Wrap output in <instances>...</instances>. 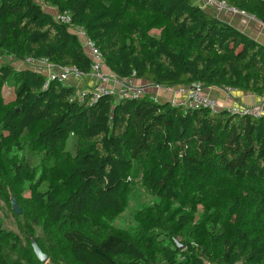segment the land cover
<instances>
[{
    "label": "trees",
    "instance_id": "obj_1",
    "mask_svg": "<svg viewBox=\"0 0 264 264\" xmlns=\"http://www.w3.org/2000/svg\"><path fill=\"white\" fill-rule=\"evenodd\" d=\"M225 1L264 22V0ZM47 4L69 12L71 24L40 0H0V57L47 59L88 74L91 55L72 28L80 26L119 77L264 94V43L192 0ZM45 80L33 68L0 64V87L15 85L13 103L0 111V198L19 229L7 231L0 220V264H264V118L214 114L151 94L95 100L89 89L81 99L76 86L53 80L45 88ZM71 138L73 152L65 149ZM27 147L53 160L65 181L25 194L38 173ZM136 173L155 200L137 204L136 227L118 229L114 216L135 195ZM212 200L233 229L208 222L185 239L196 205ZM174 205L191 209L176 215Z\"/></svg>",
    "mask_w": 264,
    "mask_h": 264
},
{
    "label": "built area",
    "instance_id": "obj_2",
    "mask_svg": "<svg viewBox=\"0 0 264 264\" xmlns=\"http://www.w3.org/2000/svg\"><path fill=\"white\" fill-rule=\"evenodd\" d=\"M196 3V5L200 6L206 11L208 10L212 15L227 22L229 21V16H241L264 24V22L257 19L253 15L248 14L245 10H242L236 6H232L225 0H197ZM54 17L58 21L69 25L71 24V15L67 11H56ZM72 28L74 32L80 36L84 47H86V49L89 51L92 58L91 72L88 73V75L90 74V76L94 78L96 82L94 85V90L90 88L95 100L101 94H113L119 98L135 99L146 94H152L153 89L157 91L161 90V88H166L173 92L174 97L176 95L182 96V99H179L178 101L174 100L173 98V105H182L191 108H207L211 113L214 114H217L222 110H226L231 115L249 116L255 119L264 118V94L259 95L257 103L252 105L235 104L221 106L215 97L206 92V87L201 83H193L191 85L176 87H164L160 84H152L148 81H145L143 84H137V81L134 78H122L109 71H106L102 53L94 44V42L88 38L85 30L80 26H74ZM29 60L34 62V64H38V66L46 68L47 75L44 83L45 88H47L49 83L53 80L67 84L66 82L70 77L86 75L75 66H61L50 63L47 59L37 60L28 58L27 61ZM29 68L34 69L35 67L29 66ZM222 89L224 92H226V98L229 99L234 89L226 87ZM88 91L89 89L78 90V95L81 97V99H83Z\"/></svg>",
    "mask_w": 264,
    "mask_h": 264
},
{
    "label": "rangeland",
    "instance_id": "obj_3",
    "mask_svg": "<svg viewBox=\"0 0 264 264\" xmlns=\"http://www.w3.org/2000/svg\"><path fill=\"white\" fill-rule=\"evenodd\" d=\"M41 3H43V7L46 11L50 12L51 14L55 15L56 9L52 6H49L47 4V0H40ZM197 4L196 2H194ZM151 34L153 35H159L160 31L158 29H152ZM9 63L14 65L16 68H25L29 66H34L35 68L38 66V64H34L32 61H13L9 57H0V64ZM45 68V67H44ZM42 66H38L37 69H44ZM36 70V69H35ZM47 71V70H46ZM45 71V74L47 75V72ZM39 72H44L42 70H39ZM67 85H74L76 86L77 90H81L85 84L91 85V79L89 80V77L86 75H80L77 77H70L67 80ZM15 85L14 83H7L5 86L0 87V111L4 110V108L9 107L14 100L15 96ZM94 90L93 87H89ZM161 91L165 92V101H178L180 96L176 95L174 97V94L171 90H168L166 88H161ZM167 97V99H166ZM153 98L157 99L155 93H153ZM249 103L254 102L257 97L253 93H249L247 95ZM252 105V104H249ZM65 149L69 152L74 151V140L71 138L68 143L66 144ZM24 156L27 157L28 161L30 162V165L33 167L38 168L37 178L34 179V181H37V185L31 184L28 189H26L25 194L29 195L31 194L32 189L38 186L40 190H46L49 189L50 186H56L58 183H62L65 181L63 172H61L59 169H52L54 167V161L50 160H44L43 154L34 152L31 147H27L24 152ZM48 168V169H47ZM49 175L48 177L50 179L45 180V176ZM132 182L134 184V189L132 190L135 192V195L130 196L129 202L127 203V206L125 210L114 216V222L113 224L118 229H132L136 227L137 224V215H134L135 209L137 208V204H148L153 203L155 200V197L150 193V191L144 186L143 182L141 181V175L139 173H136L135 176L132 178ZM60 187H56V193L59 199H63L64 194H62L59 191ZM136 190V191H135ZM138 197H137V195ZM177 206V205H174ZM189 206V205H188ZM176 209V215L180 213H184L188 211L191 208H187V206H184L182 208ZM197 212L195 213L194 217L192 218L190 224L188 227L184 230L185 236L184 238L187 240H190L193 235H190L188 232H198L205 224L208 222H213L214 224H218L221 226V228L224 231H231L233 229V222H221V214L218 211V203L214 200L208 201L203 204H197L196 205ZM0 220L3 222V228H5L7 231L19 234V229L17 226V220L15 216L10 212V208L8 206V203L0 198ZM148 227L150 230H157L158 231V223L155 220H149ZM183 237L177 236L176 241L178 243L181 242Z\"/></svg>",
    "mask_w": 264,
    "mask_h": 264
},
{
    "label": "crops",
    "instance_id": "obj_4",
    "mask_svg": "<svg viewBox=\"0 0 264 264\" xmlns=\"http://www.w3.org/2000/svg\"><path fill=\"white\" fill-rule=\"evenodd\" d=\"M192 2H197V0H192ZM208 11V10H207ZM209 12V11H208ZM228 22L233 24L234 26H236L237 28H239L240 30L246 32L247 34H249L250 36H252L253 38H255L256 40H259L260 42L264 43V24L260 23V22H256L253 21L249 18L246 17H241V16H229L228 17ZM36 69L37 71L42 70L46 71L45 69ZM106 71L107 68H105ZM43 73V72H42ZM87 77H89V80L91 79V85L89 86V84H85V86L82 89H90L89 87H93L95 85V79L92 78L90 76V74H86ZM144 82L142 80L137 81V84H143ZM206 92L209 93L211 96L215 97L218 100V103L221 106H229V105H235V104H241V105H249V104H255L257 103L258 100V96L255 95L257 97V99L252 102L249 103L247 95L249 94L248 92H241V91H237L234 90L231 95L230 98L227 99L226 97V92H224V90L222 88L219 87H206ZM153 93H155L157 100L160 102H163L165 100V92L161 91V90H157L155 91L154 89L152 90V96ZM180 96V95H178ZM167 99V97H166ZM179 99H182V96H180Z\"/></svg>",
    "mask_w": 264,
    "mask_h": 264
},
{
    "label": "water",
    "instance_id": "obj_5",
    "mask_svg": "<svg viewBox=\"0 0 264 264\" xmlns=\"http://www.w3.org/2000/svg\"><path fill=\"white\" fill-rule=\"evenodd\" d=\"M10 202H11V207H12V210L14 211V213L15 214H21L22 208L19 206L16 198L13 195L10 196ZM32 246H33L34 252L37 255L38 259L42 263H46L48 261V256L41 250V248L37 244L36 240H32ZM178 246L182 247V245H178Z\"/></svg>",
    "mask_w": 264,
    "mask_h": 264
}]
</instances>
